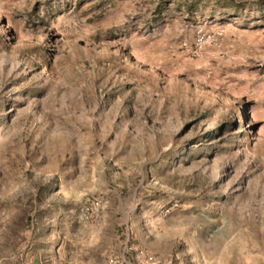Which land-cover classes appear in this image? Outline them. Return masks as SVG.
<instances>
[{
	"label": "rangeland",
	"instance_id": "rangeland-1",
	"mask_svg": "<svg viewBox=\"0 0 264 264\" xmlns=\"http://www.w3.org/2000/svg\"><path fill=\"white\" fill-rule=\"evenodd\" d=\"M1 227L5 258L32 227L54 264H264V0H0Z\"/></svg>",
	"mask_w": 264,
	"mask_h": 264
},
{
	"label": "crops",
	"instance_id": "crops-1",
	"mask_svg": "<svg viewBox=\"0 0 264 264\" xmlns=\"http://www.w3.org/2000/svg\"><path fill=\"white\" fill-rule=\"evenodd\" d=\"M15 189L12 190V193ZM84 203V202H83ZM82 205V204H81ZM14 210V208H12ZM35 212V208L33 210ZM32 220V216L26 213L25 221ZM32 227L28 231V238L33 235ZM3 227L0 228V264H54V259L52 257L53 253H59L63 251V246L65 243L60 241L59 243L53 244L50 239H40L38 237L32 236L29 240H23L17 244V248L13 249L11 256L5 258L3 256V244H4V234ZM134 259L130 253H126L121 256V264H134ZM86 264H92L90 260Z\"/></svg>",
	"mask_w": 264,
	"mask_h": 264
},
{
	"label": "built area",
	"instance_id": "built-area-1",
	"mask_svg": "<svg viewBox=\"0 0 264 264\" xmlns=\"http://www.w3.org/2000/svg\"><path fill=\"white\" fill-rule=\"evenodd\" d=\"M105 201L102 197L95 196L86 199L84 203L80 206L78 218L82 222H92L95 221L102 209ZM140 257H143L142 253L139 252ZM147 260H150L149 256H145ZM107 264H121L120 261L109 260Z\"/></svg>",
	"mask_w": 264,
	"mask_h": 264
}]
</instances>
